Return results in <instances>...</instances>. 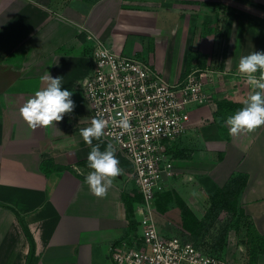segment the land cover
<instances>
[{
	"label": "crops",
	"instance_id": "1",
	"mask_svg": "<svg viewBox=\"0 0 264 264\" xmlns=\"http://www.w3.org/2000/svg\"><path fill=\"white\" fill-rule=\"evenodd\" d=\"M90 32L148 60L170 82L193 69L213 72V101L193 113L178 166L184 177L194 173L184 152L199 145L194 164L217 185L239 180L238 204L264 234V126L233 137L214 122L219 100L243 105L252 91L238 64L264 52V0H0V264H113L112 246L129 230L124 195L135 186L125 153L113 145L123 171L105 198L85 182ZM48 75L62 79L75 108L56 128L33 131L20 108ZM109 143L105 135L93 140L101 151Z\"/></svg>",
	"mask_w": 264,
	"mask_h": 264
},
{
	"label": "built area",
	"instance_id": "2",
	"mask_svg": "<svg viewBox=\"0 0 264 264\" xmlns=\"http://www.w3.org/2000/svg\"><path fill=\"white\" fill-rule=\"evenodd\" d=\"M88 41L94 64L83 91L91 119L100 114L108 121L105 136L132 161L130 181L141 195L136 229L112 246L113 264H246L205 250L184 229L172 234L158 222L164 214L156 197L184 177L176 150L195 129L193 113L213 101L208 89L213 72L193 69L170 82L148 60L116 52L95 33ZM125 116L132 128L121 133L115 122Z\"/></svg>",
	"mask_w": 264,
	"mask_h": 264
},
{
	"label": "clouds",
	"instance_id": "3",
	"mask_svg": "<svg viewBox=\"0 0 264 264\" xmlns=\"http://www.w3.org/2000/svg\"><path fill=\"white\" fill-rule=\"evenodd\" d=\"M238 72L246 79L252 91L243 101V107L224 118L228 134L233 137L253 133L264 126V52L256 51L241 57ZM44 80L46 87L36 90L20 108V115L33 131L38 128H56L64 115L72 113L75 108L71 99L72 92L62 89L60 77L53 78L48 75ZM115 124L121 133L131 131L132 125L126 116ZM107 127L108 121L97 114L92 118L89 127L80 129L84 142L92 146L87 157L88 167L92 171L86 176L85 182L97 198L107 196L113 180L123 171L113 144L109 143L104 151L100 150L99 144L93 145L94 139L99 141L105 135Z\"/></svg>",
	"mask_w": 264,
	"mask_h": 264
},
{
	"label": "rangeland",
	"instance_id": "4",
	"mask_svg": "<svg viewBox=\"0 0 264 264\" xmlns=\"http://www.w3.org/2000/svg\"><path fill=\"white\" fill-rule=\"evenodd\" d=\"M183 150L179 152L181 153ZM201 150L197 144L187 149V152L184 153V158L187 163L189 162L187 168H191L195 172H190V175L182 177L183 186L176 184L169 189L174 196L179 195L202 222L198 234H194L193 238L189 236V238L205 250L213 249L226 258L249 262L250 254L246 242L245 227L248 220L236 214L239 212V204H237L236 211L233 210L229 199H232L234 195L230 189L222 194L216 193L219 188H223V185H217L207 177L205 178L206 173L201 172L202 169L194 164L193 159L197 158L194 157V152L197 154ZM180 153L179 156L182 154ZM134 191L133 194H139L136 188ZM168 208L167 212H169L166 215L158 216V218L160 217L157 218L158 222L160 221V225L168 228L172 234H183L181 209L175 201L170 203Z\"/></svg>",
	"mask_w": 264,
	"mask_h": 264
},
{
	"label": "trees",
	"instance_id": "5",
	"mask_svg": "<svg viewBox=\"0 0 264 264\" xmlns=\"http://www.w3.org/2000/svg\"><path fill=\"white\" fill-rule=\"evenodd\" d=\"M241 107H243L242 104L232 102L231 100L221 99L218 101V109L214 113V122L216 123L218 128L222 131L223 135L227 133V131L223 129L224 118L229 115H232L235 111L239 110ZM176 156L179 157V150H176ZM239 185H240L239 180H235V181L231 180L229 183L223 185V188H219L218 191L216 192L222 194L227 189H230V192L232 193V195H234V197L229 200H231L232 208L234 211H236V207L238 204L237 194H238ZM133 191L130 194L124 195L127 218L129 220V230L127 231L128 233L136 229L135 204L141 200V195L137 193L133 194ZM170 191L171 190H166L157 195L156 197L157 210L159 213L165 214L169 209L168 205L173 201H175V203L182 211L183 229L186 232H188L191 238H193V235L198 234V232L201 230L200 226H202V222L197 218V216L192 212V210L188 207V205L179 195L176 194L174 196ZM233 213L235 214L236 212ZM236 214L248 220V222H246L245 224V227H246V237H247L246 242L249 247L250 261L246 262V264H257L258 255L260 253H264V234L260 233L257 230L256 226L253 224L251 220H249L246 217L245 212L241 208H239V212ZM211 251L218 253V251H215L213 249H211ZM33 254H34V245L32 243L30 249V259Z\"/></svg>",
	"mask_w": 264,
	"mask_h": 264
}]
</instances>
